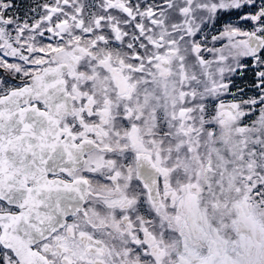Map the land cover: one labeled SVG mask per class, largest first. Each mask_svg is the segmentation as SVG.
Listing matches in <instances>:
<instances>
[{
    "label": "snow or ice",
    "instance_id": "snow-or-ice-1",
    "mask_svg": "<svg viewBox=\"0 0 264 264\" xmlns=\"http://www.w3.org/2000/svg\"><path fill=\"white\" fill-rule=\"evenodd\" d=\"M0 264H264V0H0Z\"/></svg>",
    "mask_w": 264,
    "mask_h": 264
}]
</instances>
